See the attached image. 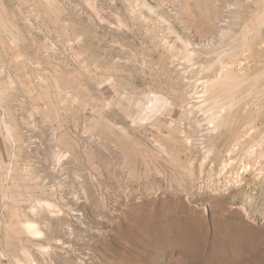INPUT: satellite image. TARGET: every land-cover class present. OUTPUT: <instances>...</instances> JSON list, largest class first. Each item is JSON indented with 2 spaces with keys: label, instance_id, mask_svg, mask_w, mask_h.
Wrapping results in <instances>:
<instances>
[{
  "label": "rangeland",
  "instance_id": "374dc122",
  "mask_svg": "<svg viewBox=\"0 0 264 264\" xmlns=\"http://www.w3.org/2000/svg\"><path fill=\"white\" fill-rule=\"evenodd\" d=\"M263 190L264 0H0V264H264Z\"/></svg>",
  "mask_w": 264,
  "mask_h": 264
},
{
  "label": "bare ground",
  "instance_id": "6f19581e",
  "mask_svg": "<svg viewBox=\"0 0 264 264\" xmlns=\"http://www.w3.org/2000/svg\"><path fill=\"white\" fill-rule=\"evenodd\" d=\"M174 235H175V238L179 240V242H183L185 239L188 238L187 233H185L184 231L176 232Z\"/></svg>",
  "mask_w": 264,
  "mask_h": 264
},
{
  "label": "built area",
  "instance_id": "2783aa9c",
  "mask_svg": "<svg viewBox=\"0 0 264 264\" xmlns=\"http://www.w3.org/2000/svg\"><path fill=\"white\" fill-rule=\"evenodd\" d=\"M262 192H263V195H264V190Z\"/></svg>",
  "mask_w": 264,
  "mask_h": 264
}]
</instances>
